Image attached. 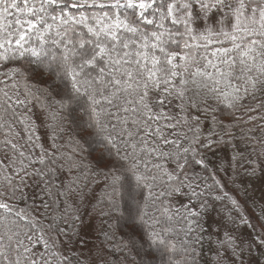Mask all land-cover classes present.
<instances>
[{"label": "snow or ice", "instance_id": "snow-or-ice-1", "mask_svg": "<svg viewBox=\"0 0 264 264\" xmlns=\"http://www.w3.org/2000/svg\"><path fill=\"white\" fill-rule=\"evenodd\" d=\"M0 85V264H260L264 0H0Z\"/></svg>", "mask_w": 264, "mask_h": 264}, {"label": "trees", "instance_id": "trees-1", "mask_svg": "<svg viewBox=\"0 0 264 264\" xmlns=\"http://www.w3.org/2000/svg\"><path fill=\"white\" fill-rule=\"evenodd\" d=\"M20 59L21 63L24 65L25 68L29 69L30 71H35L37 73H41V75H37L34 77V80L32 82L34 89H40V88H44L46 87V85L43 83L44 80H47L48 78V70L46 68H44L38 61L36 58L34 57H30V56H26L23 58H18ZM0 87H2V85H0ZM261 98H258L256 101H252L251 99H249L247 101L248 104H250L252 107H257L259 101ZM35 103V102H33ZM213 106L216 107V104L213 103ZM223 109V110H221ZM35 111H38L39 109L36 108L34 109ZM23 111V110H21ZM218 118H221L224 120L225 123H230L234 118L230 116V112L227 109H224V106L221 105L216 113ZM244 120H247V115L245 113H237V116H241ZM251 115L258 117L254 123H248L245 126V129L247 128H252V127H257L259 125H264V108H258L256 112L251 113ZM15 130L17 132L20 133L19 138L17 137H9L10 139L13 140L14 143H17L18 145H25V141L27 139V137L24 135L23 129L20 126H15ZM44 129L40 128L39 130V135H43L44 133ZM237 135L240 134V130L237 129ZM69 134H66L64 139L67 140L69 138ZM257 136L261 135V133L258 131L256 133ZM0 139H3V136L0 135ZM63 142V141H62ZM47 146V144L45 145ZM93 147L96 148H100V145L98 144H94ZM85 151L81 152V157L83 158V162L85 165H89L91 164L93 161L91 160V158L88 155V152L90 151L89 148H87V146H85ZM23 151H25V153L29 152L30 149L28 147H24L22 149ZM250 150V149H249ZM227 154L230 156L232 154L231 149H227ZM36 154H39V149L35 150ZM10 155V154H9ZM93 155H96V153H93ZM225 155V151H221L217 154V157H214L213 159H217L219 160V157H222ZM4 158V153L3 151H0V159ZM5 163H7V160L4 161ZM222 163V161H220ZM264 191V188L261 187L259 182H256L254 187L251 188L249 190V196H252L254 193L255 199L257 204H260V195L261 192ZM97 195H99V189H97ZM241 204L244 206L245 211L247 213V215L252 219V222L254 224H256L257 230H259L260 228V223L259 221H257L256 217L253 215V203L252 200H249L247 205H244L243 203V199H241ZM21 207H23V204L20 205ZM258 210V209H257ZM94 229L89 230L88 233L86 235L82 236V239L86 242L84 245H81V250L83 251L84 255L87 256L88 255V249L93 248V246L99 247L102 244L109 246V241L105 239L104 234L101 232L100 230V221L99 220H95L94 221ZM213 230H215V226H213ZM241 232L243 233V238L245 240L250 238V234L252 236H255L257 233L253 232V230L251 228H245L243 226H241ZM124 238L122 236H120L119 234L116 235L115 239L112 241V243H118L119 241L123 240ZM179 239V238H177ZM109 250L112 251L113 255L112 257H110V259L112 260V264H133V261H135V264H139V257L135 256V253H129V259L127 261L123 260V257L119 255V252L114 249L111 248L109 246ZM264 251V249H260V250H256L255 248L253 249L252 252V256L253 257H257L260 259V264H264V257L260 256V252ZM156 256L157 259L160 257V253L156 252ZM246 262H247V256H246Z\"/></svg>", "mask_w": 264, "mask_h": 264}, {"label": "rangeland", "instance_id": "rangeland-1", "mask_svg": "<svg viewBox=\"0 0 264 264\" xmlns=\"http://www.w3.org/2000/svg\"><path fill=\"white\" fill-rule=\"evenodd\" d=\"M155 264H160V257L156 260Z\"/></svg>", "mask_w": 264, "mask_h": 264}]
</instances>
